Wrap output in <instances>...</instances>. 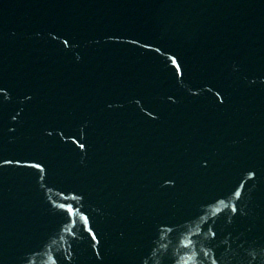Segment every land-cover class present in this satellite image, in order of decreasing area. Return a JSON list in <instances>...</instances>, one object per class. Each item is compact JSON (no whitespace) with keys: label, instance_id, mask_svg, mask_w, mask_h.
Instances as JSON below:
<instances>
[{"label":"water","instance_id":"1","mask_svg":"<svg viewBox=\"0 0 264 264\" xmlns=\"http://www.w3.org/2000/svg\"><path fill=\"white\" fill-rule=\"evenodd\" d=\"M0 264H264V0H0Z\"/></svg>","mask_w":264,"mask_h":264},{"label":"snow or ice","instance_id":"2","mask_svg":"<svg viewBox=\"0 0 264 264\" xmlns=\"http://www.w3.org/2000/svg\"><path fill=\"white\" fill-rule=\"evenodd\" d=\"M81 147H83V145H81ZM39 166V165H38Z\"/></svg>","mask_w":264,"mask_h":264}]
</instances>
